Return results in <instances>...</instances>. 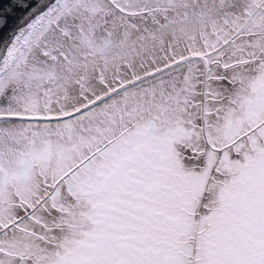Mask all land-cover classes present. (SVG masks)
<instances>
[{
	"label": "snow or ice",
	"instance_id": "obj_1",
	"mask_svg": "<svg viewBox=\"0 0 264 264\" xmlns=\"http://www.w3.org/2000/svg\"><path fill=\"white\" fill-rule=\"evenodd\" d=\"M0 264H264V0H0Z\"/></svg>",
	"mask_w": 264,
	"mask_h": 264
}]
</instances>
